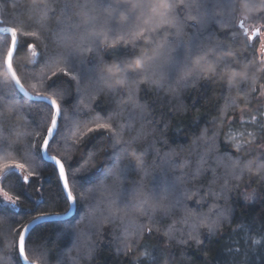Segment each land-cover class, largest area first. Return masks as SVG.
<instances>
[{"label":"trees","instance_id":"obj_1","mask_svg":"<svg viewBox=\"0 0 264 264\" xmlns=\"http://www.w3.org/2000/svg\"><path fill=\"white\" fill-rule=\"evenodd\" d=\"M129 2L134 3L136 0ZM144 2L150 3L153 0H144ZM185 2L190 3L192 7L182 9L176 17L178 22L183 24L182 45L196 42L207 44V38L211 36L213 44L222 43L239 54L242 64L247 62L245 57L259 61L260 40L259 38L247 40L242 34L243 30L235 24L232 11L228 7L234 0H185ZM249 2L258 3V0H249ZM88 3H91V0H7L5 7L3 0H0V25L16 26L18 21L27 19L29 15L38 19L46 4L53 9L59 5L63 16L59 14L52 16L47 28L44 29V37L50 32L64 31L75 39L83 30L82 17L78 14L82 9L79 6ZM14 4L16 7H13ZM65 4L68 5L67 8H64ZM242 11L245 15L249 14L246 9ZM150 14L149 9L143 19L147 20ZM189 15L208 19L207 28L201 29L195 20L188 19ZM260 22L249 21L247 26ZM77 24H81L79 29L75 27ZM164 35L161 33L155 38L160 40ZM28 39L29 42L39 43L36 38ZM168 39L172 43L176 38L169 35ZM248 44H253L254 49L249 48ZM137 51H146L149 55H154L151 48L142 47ZM30 57L31 52L24 50L17 63L20 60L28 62ZM43 67L41 64L35 70L29 69L27 72L18 69L24 87L34 95L37 93L51 95L41 83L40 69ZM258 67V64L252 67L249 79L244 82V91H241L240 87H235L229 92L227 80L223 75L206 79L203 78L208 75L206 72L194 84L190 83L186 88L177 90L175 95L169 93L167 87L157 89L152 85H141L133 90L136 92L138 102L146 106L143 114L128 101L127 89L109 95L106 90L100 92L102 85L86 80L79 91L73 84L70 94L66 97V103L61 101L67 117L66 120L61 121V124L66 128L65 134L67 130L77 131V125H79L78 134L86 132L85 125L92 126L94 122L126 125L131 121L133 124L131 135H136L137 131L143 128L147 135L141 136L134 145L135 155L141 156L145 161L149 175L144 176L142 172L137 174L134 169H128L126 175L129 181H140L143 178L144 191L151 195L154 191L169 187L174 178L182 172L189 171L182 167L186 161L193 169L197 166L200 156L206 151L204 142L197 141V137L205 129L209 135L218 129L228 131L229 118L221 115V110L225 109L226 99L235 102V110L228 108L227 112L229 116L235 117L236 127H240L241 116L250 119L251 115H259L264 111V97H259L258 92L252 94L253 87L259 88L260 84H264V71L257 70ZM44 71L47 75H51L48 69ZM33 72L35 79L32 78ZM169 79L171 80V76ZM10 80L11 76L3 63V56L0 55V81L10 82ZM33 84L36 85L35 88L32 87ZM172 86L175 87V84L173 83ZM10 103L18 105L17 114L8 130L0 132V136L5 138L4 143L11 145L6 152L0 151V168L5 162H21L28 164L29 167L23 172L15 170L16 176L27 175L28 171H35L39 175L31 178L30 185L24 183L22 179L17 182L14 178L10 182L1 184L10 195L19 196V201L18 206H13L4 204L0 199V208H6L9 213L16 214L12 217L0 213V236L7 232L9 223L18 221L15 227L19 228L23 224H29L33 221V217L40 215L41 212L63 213V206H54L50 201V197L56 192L58 170L57 173L53 172L55 166L44 160L42 152L38 158L33 159L27 151L31 144L42 143L44 132L41 115H46L47 109H38L36 106L45 103L32 102L20 93L16 100ZM241 109L244 111L241 112ZM6 111L11 112V109ZM110 115L116 117L115 121L108 120ZM252 130L248 128V131ZM124 131L129 133L127 128ZM259 135L260 133L257 132V136ZM125 139H128V135ZM230 143L227 136L223 134L219 136L218 151L205 158L202 165L203 175L196 181L203 200L197 203L200 197H195L192 201L186 202L187 210L194 212L197 217L209 213L212 206L216 205L209 214V220H219L220 227L214 233H209L206 228H199L201 244L198 245L191 240L180 243L181 239H187L192 225L198 224V220L186 219L185 208L178 205L167 215L159 212L150 213L155 221L154 228L158 227L160 231L154 230L152 233L145 231L143 237L137 241L139 247H133L131 254L125 255L121 243L124 228L138 230L140 225H148L149 217L139 215L142 202L132 199L129 195L126 200L122 199L118 202L120 207L125 208L129 213V217L123 222L117 220L107 230L97 234L95 230L89 229L86 217L89 205H95L101 198V193L97 192L96 200L83 202L79 210L76 209L74 217L64 221L78 224L80 231L85 234L84 239L78 240L77 234L73 232L57 235L58 225L63 222L44 223L34 228L36 230L34 239L46 245L44 254L46 264H147L143 254L145 251L150 252L158 264H264V181L254 174L255 169L253 173L239 171L234 173L231 169L237 155L256 161L261 149L253 146L251 153H237L234 147H229ZM17 144L24 149L19 154L13 150ZM114 145L115 140L109 133L94 134L88 142V149L96 150L100 154L96 160L88 164L80 160L79 153L68 144H52L49 154L62 159L66 167L71 164L73 167L84 168L85 171L80 174L82 177L80 183L84 187H90L103 178L106 168L114 162V157L106 159L111 157L113 151H119L120 146L114 147ZM31 151L34 152L35 149ZM170 151L177 153L172 157L174 164H164L165 153ZM131 159L135 163V156ZM71 171L72 169H69L70 174ZM3 175L4 173L0 172V177ZM126 189L129 193L132 192L131 183L126 185ZM79 190L81 189L77 186V191ZM245 191H255V200L246 201L243 197ZM169 225L175 229L174 242L163 236ZM11 235L0 244V259L7 258L10 264H17L15 254L6 248ZM254 239L261 240V243L254 244L252 242ZM89 247H94L95 251L91 255H86ZM29 252L31 253V248ZM30 258L36 257L30 255Z\"/></svg>","mask_w":264,"mask_h":264},{"label":"snow or ice","instance_id":"obj_2","mask_svg":"<svg viewBox=\"0 0 264 264\" xmlns=\"http://www.w3.org/2000/svg\"><path fill=\"white\" fill-rule=\"evenodd\" d=\"M3 6H7V0H3ZM13 7L16 5L14 4ZM67 7L68 5L65 4L64 8ZM79 7L82 9L78 14L82 17L83 30L75 39L64 31L50 32L44 37V29L47 28L52 16L57 14L63 16L59 5L53 9L46 4L38 19L29 15L27 19L18 21L16 26L0 28V35H2L0 55L3 56V63L11 73L10 82L0 81V132L8 130L17 114L18 105L10 101H15L19 92H26L24 83L18 75V69L27 72L43 64L44 67L40 69L41 83L46 91L51 92V95L37 93L35 96L37 100L47 101L44 105L36 106L38 109L46 108L47 114L41 115L44 132L42 143L31 144L27 150L29 155L33 159L38 158L41 152L51 151L52 144L64 143L74 148L79 153L80 160L88 164L96 160L100 154L96 150H89L88 142L94 134L102 135L104 132L109 133L115 140V145L120 146L119 151H113L111 157L106 158L114 157V162L106 168L103 178L90 187H84L80 183L82 179L80 174L85 171L84 168L73 167L71 164L66 167L65 162L57 156L48 157L54 162L53 172L57 173L58 170L56 192L50 197L52 205L63 206V213H56L57 217L68 215L73 206L79 210L83 202L96 200V193L100 192V200L95 205L90 204L86 213L89 229L95 230L98 234L114 225L117 220L123 222L126 217H129V213L125 208L120 207L118 202L122 199L126 200L131 195L132 199L142 202L139 215L149 217V223L147 226L140 225L135 231L124 228L121 243L124 246L125 255H130L133 247H139L137 241L143 237L145 231L148 233L154 230L160 231L158 227L154 228L155 221L150 213L159 212L167 215L178 205L185 208L186 219L198 220V224L192 225L187 239H181L180 243H187L191 240L198 245L201 244L199 228H206L209 233H214L220 227L219 220H209V214L212 209L216 208V205L212 206L209 213L202 214L200 217L188 211L186 206V202L192 201L195 197H200L197 203L203 200L196 181L203 175L202 165L205 158L218 151L217 140L222 134L231 141L229 147H234L237 153H251L252 147L256 146L261 149L256 161L237 155L232 162L231 169L234 173L236 171L253 173L255 169L254 174L264 181V111H261L259 115H251L250 119H244L241 116L240 127H236L235 117L229 116L227 112L228 108L235 110V102L226 99L225 109L221 110V115L229 118L228 131L218 129L209 135L205 129L197 137V141L204 142L206 149L200 156L197 166L193 169L186 161L182 167L189 171L176 176L169 187L148 195L144 191L143 178L140 181H129L126 175L128 169H134L137 174L142 172L144 176L149 175L145 161L141 156L135 155L134 147L141 136L147 135L144 129L141 128L136 135H131L133 130L131 121L126 125H116L114 122H94L92 126L85 125L86 132L78 134L79 125H77V131L67 130L65 134L66 128L62 127L61 121L66 120L67 117L61 101L66 103V97L70 94L73 84L79 91L86 80L94 81L102 85L101 93L106 90L109 95H115L127 89L128 101L143 114L146 106L138 102L134 88L138 89L141 85H152L157 89L167 87V91L175 95L177 90L186 88L190 83L194 84L205 72L208 73L206 77H203L206 79L223 75L227 80V91L229 92L235 87H240V90L244 91L243 85L249 79L252 67L258 64L257 70L264 71V41L260 42L259 61L245 57L247 62L242 64L239 54L222 43L213 44L211 36L207 38V44L202 42L191 45L181 44L183 24L178 22L176 17L182 9L192 7L185 0H153L150 3L144 0H136L134 3H130L129 0H123V2L120 0H115V2L114 0H91V3ZM228 7L232 11L235 24L243 30L242 34L247 40H254L264 35V0H258V3H250L249 0H234ZM149 9L151 14L148 15L147 20H144L143 17ZM242 9H246L249 14L245 15ZM188 19L195 20L201 29L207 28L209 22L203 16L189 15ZM257 20L261 22L252 23L250 28L246 27L249 21ZM81 24L75 27L79 29ZM249 32H251L250 36ZM161 33L165 35L157 40L155 37ZM169 35L176 38L174 42H169ZM41 37L44 38L41 39ZM28 38H36L39 43L29 42ZM142 47L151 48L154 55H149L146 51H137ZM248 47L254 49L253 44H248ZM24 50L31 52L29 61L20 60L17 63ZM44 69H48L51 75H47ZM32 78H36L34 72ZM173 83L175 87L172 86ZM35 86V84L32 85L33 88ZM5 89L8 91L6 92ZM257 92L259 97H264V84H260L259 88H252V94ZM28 95L31 94L28 93ZM246 107L247 101L245 102ZM7 109H11V112L6 111ZM243 111L244 109H241V112ZM115 119V116L108 117L109 121H115ZM125 128L129 129V133H125ZM248 128L253 130L248 131ZM257 132L260 133L259 136ZM126 135L128 139H125ZM4 140L5 138L0 136V151L6 152L11 145L5 144ZM33 148L34 152L31 151ZM13 150L19 154L24 149L17 144ZM176 155L174 151L165 153L164 164H174L172 157ZM132 156H135V163L131 159ZM123 161L127 163H122ZM28 167L26 163L5 162L0 168V172L4 173L0 177V184L10 182L14 178L17 182L22 179L24 183L30 185L31 178L38 177V173L28 171L27 175L22 177L15 175V170L23 172ZM69 169H72L71 174ZM129 183L132 185L131 193L126 189ZM77 186L81 190L77 191ZM0 195L3 197V202L18 206L19 196L10 195L3 187H0ZM244 198L252 199L250 195H245ZM0 213L12 217L16 215L9 213L6 208H0ZM49 215L52 213L41 212L40 215L33 217V220H44ZM15 223L8 224L7 232L0 236V244H3L4 240L14 232L6 248L15 254L17 264L21 261L23 264H46L44 256L46 245L34 239L36 230L30 229L29 224H23L17 228ZM58 228L57 235L73 232L77 234L78 240L85 238L78 224L63 222L58 225ZM163 236L170 242H174L176 240L174 227L169 225L168 229L163 232ZM252 242L260 244L261 240L254 239ZM94 251V247H89L86 255H91ZM143 254L147 264H158L150 252L145 251ZM30 255L36 258L31 259ZM0 264H10V261L7 258L0 259Z\"/></svg>","mask_w":264,"mask_h":264},{"label":"water","instance_id":"obj_3","mask_svg":"<svg viewBox=\"0 0 264 264\" xmlns=\"http://www.w3.org/2000/svg\"><path fill=\"white\" fill-rule=\"evenodd\" d=\"M0 19H1V11H0ZM1 23V21H0ZM0 28H4L0 25ZM10 36V34H8ZM249 35V33H248ZM6 66V65H5ZM7 69V67H6ZM8 71V69H7ZM9 75L11 76V73L8 71ZM25 88V87H24ZM26 89V88H25ZM23 97H25L27 100H30L32 102H40V103H47V101H42V100H37L35 99V96L34 94L30 93L27 89H26V92H19ZM28 93H30L31 95L29 96ZM42 155H43V158L45 161H47L48 163H51L54 165V162L51 161L50 159H48V157L50 156L49 152L47 153H44L42 152ZM55 166V165H54ZM76 207L73 206L72 208V211L68 214V215H61L59 217H57L56 214H52V215H49L46 219L44 220H33L29 223V227L30 229H34L35 227H37L38 225H41V224H44V223H57V222H64V221H68V220H71L74 215L76 214ZM22 262V261H21ZM23 264V262H22Z\"/></svg>","mask_w":264,"mask_h":264},{"label":"rangeland","instance_id":"obj_4","mask_svg":"<svg viewBox=\"0 0 264 264\" xmlns=\"http://www.w3.org/2000/svg\"><path fill=\"white\" fill-rule=\"evenodd\" d=\"M246 27L250 28L251 26H247V25H246ZM250 35H251V32H249V36H250ZM259 40H260V42H261V41H264V35L259 36ZM0 187H1V184H0ZM245 195H250V196L252 197V199H250V200H246V199L244 198L246 201H250V202H252V201L255 200V191H254V192H253V191H245L244 194H243V197H245ZM0 199H1L2 202H3V197H2V195H0ZM3 203L6 204V205H10V204H8L7 202H3Z\"/></svg>","mask_w":264,"mask_h":264}]
</instances>
